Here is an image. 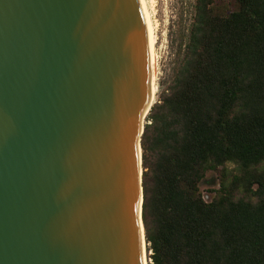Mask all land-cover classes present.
<instances>
[{"label": "water", "instance_id": "obj_1", "mask_svg": "<svg viewBox=\"0 0 264 264\" xmlns=\"http://www.w3.org/2000/svg\"><path fill=\"white\" fill-rule=\"evenodd\" d=\"M148 58L142 0H0V264L151 261Z\"/></svg>", "mask_w": 264, "mask_h": 264}, {"label": "trees", "instance_id": "obj_2", "mask_svg": "<svg viewBox=\"0 0 264 264\" xmlns=\"http://www.w3.org/2000/svg\"><path fill=\"white\" fill-rule=\"evenodd\" d=\"M235 2L193 0L145 118L148 264H264V0ZM209 172L216 187L206 199Z\"/></svg>", "mask_w": 264, "mask_h": 264}, {"label": "rangeland", "instance_id": "obj_3", "mask_svg": "<svg viewBox=\"0 0 264 264\" xmlns=\"http://www.w3.org/2000/svg\"><path fill=\"white\" fill-rule=\"evenodd\" d=\"M145 1L146 5L150 3L147 8L150 12L156 34L155 48L159 56V92L163 84L170 77L175 62L180 54L181 45L186 38L189 19L192 13L193 0ZM218 1L220 3L226 2L230 9H235L237 7L235 0ZM215 176L216 174L214 172H209L205 182L200 187L206 199H209L212 196L207 190L216 187L215 182L211 181H216V179H214Z\"/></svg>", "mask_w": 264, "mask_h": 264}, {"label": "bare ground", "instance_id": "obj_4", "mask_svg": "<svg viewBox=\"0 0 264 264\" xmlns=\"http://www.w3.org/2000/svg\"><path fill=\"white\" fill-rule=\"evenodd\" d=\"M148 21V32H149V58H148V68H149V94L151 102L155 101L158 92V81H159V56L157 54L155 44H156V34L154 24L151 20L150 12L148 10V5L146 1L142 0ZM149 1V0H148ZM151 1V0H150ZM154 11V10H153ZM141 255L143 258L146 257V244L143 242L141 247Z\"/></svg>", "mask_w": 264, "mask_h": 264}]
</instances>
